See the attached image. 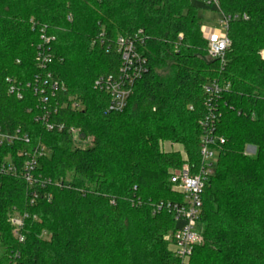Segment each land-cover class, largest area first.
Instances as JSON below:
<instances>
[{"label": "trees", "instance_id": "16d2710c", "mask_svg": "<svg viewBox=\"0 0 264 264\" xmlns=\"http://www.w3.org/2000/svg\"><path fill=\"white\" fill-rule=\"evenodd\" d=\"M194 1L0 0V127L29 137L0 147V161L11 156L19 167L23 152L44 144L37 173L63 182L48 186L51 200L29 206L24 179L0 177V264L16 253L18 264L177 262L165 238L177 228L174 215L155 207L183 199L172 189L170 170L184 162L160 142L183 144L188 162L199 164L203 85L214 78L230 85L218 101L217 133L225 142L203 195L204 240L188 264H264V0H219L225 14L248 16L230 20L224 65L208 55ZM43 26L54 36L47 72L66 87L52 99L58 109L49 119L66 126L61 132L35 119L41 105L28 86L42 73L36 53ZM118 35L134 40L146 71L126 108L112 112L109 95L94 82L119 73ZM70 101L82 108L62 107ZM71 126L92 141L76 145ZM248 143L257 147L255 156L244 153ZM14 207L29 213L22 243L9 222Z\"/></svg>", "mask_w": 264, "mask_h": 264}, {"label": "built area", "instance_id": "2783aa9c", "mask_svg": "<svg viewBox=\"0 0 264 264\" xmlns=\"http://www.w3.org/2000/svg\"><path fill=\"white\" fill-rule=\"evenodd\" d=\"M201 1L219 13L218 23L223 33L209 41L207 52L210 58L218 59L224 65L226 53L231 44V39L228 36L230 20L238 18L247 19L248 16L245 13L225 14L220 8L219 0ZM30 22L32 28L37 26V23L33 19ZM40 33L41 41L37 45L36 64L42 73L35 75L32 85L28 83V86H31L34 93L39 96L41 105V114L35 119L37 121H44L47 130L61 132L66 129V126L62 123L50 122L49 119L58 109V102L57 104H53L52 99L57 92L65 91L66 87L52 75V72H47L48 66L53 60L50 44L54 40V36L47 34L46 26L40 28ZM115 45L121 57L119 73L116 76L102 75L98 77L94 82V88L109 95L108 111L121 112L127 106L128 98L135 81L146 71V65L136 49L134 40L131 38L118 35ZM7 80L10 91L16 92L18 98H22V93L17 87L16 80L14 78H8ZM229 86V84H222L216 78L203 85L205 99L204 115L200 119L199 164L191 165L187 157H185V161L180 167L172 168L170 170L172 189L180 193L183 199L178 202H160L155 207L158 211L166 209L174 215L177 228L172 253L178 259V264H188L191 260L194 247L204 240V226L200 220L203 195L207 183L215 172L219 146L225 142L224 137L217 133L218 101L223 92L229 89ZM66 106H70L73 110L82 108L80 101L63 102L62 107ZM67 129L74 141L77 142L78 139L76 137L79 136L78 138H80L81 136L80 129L74 126ZM18 140L29 142V137L27 134H21L20 129H17L15 132H4L0 127V147L5 144H14ZM47 150L44 144H40L34 152H23L25 159L19 167L11 156H6L0 161V177L2 175H19L27 183L29 206H34L40 198L51 200L52 194L48 192L47 188L52 183L55 186L63 187L61 180L53 182L50 178L42 177L41 174L37 173L38 158L45 155ZM28 217V212L19 213L15 207L9 215L12 235L20 243L25 240L23 230ZM34 218L38 219L36 216ZM18 259L19 254L16 253L5 264H18Z\"/></svg>", "mask_w": 264, "mask_h": 264}, {"label": "rangeland", "instance_id": "374dc122", "mask_svg": "<svg viewBox=\"0 0 264 264\" xmlns=\"http://www.w3.org/2000/svg\"><path fill=\"white\" fill-rule=\"evenodd\" d=\"M200 8L199 10V15L202 17L203 19V24H202V31H203V34L204 33V30H203V27L205 26V28H207L210 36L208 35V37H205L207 38L208 40V43L210 40H212L213 38H216L218 36H220L221 33H223V30L221 29V26L219 25L218 23V20H219V13L215 10H213L212 7H205L203 2L201 1H197L195 0L194 1ZM261 56L262 58H264V49L261 51ZM157 73L160 74V75H164L165 73H167V70L165 67H157ZM79 137V136H78ZM76 137L77 139V142L74 141V143L76 145H78L79 147H85L87 145V143H90V141H92V138L91 137H88L85 139V137H83L82 135L80 136V138ZM170 143V150L172 151H178L180 152L181 156H182V160L183 162L185 161L184 158L187 157V153L185 151V148L183 146V144H180V143H173L171 141H167V140H164V141H161L160 142V147L162 150H166V146L164 147V145L166 143ZM180 148V149H178ZM48 152V151H47ZM244 153L248 156H255L256 153H257V147L253 144H246L245 147H244ZM176 235V230L175 231H172V232H168V234H166L165 238L168 239L169 241V250L172 252V248H173V241H174V237ZM171 264H178L177 262H173Z\"/></svg>", "mask_w": 264, "mask_h": 264}, {"label": "crops", "instance_id": "0c3cea01", "mask_svg": "<svg viewBox=\"0 0 264 264\" xmlns=\"http://www.w3.org/2000/svg\"><path fill=\"white\" fill-rule=\"evenodd\" d=\"M203 30H204V35L206 36V37H208V35L210 36V34H209V32H208V30H207V28H205V26L203 27ZM166 146V150H164V151H172V150H170V143L168 142V143H166L165 145H164V147ZM178 149H180V148H178ZM177 151V150H176ZM179 151V150H178Z\"/></svg>", "mask_w": 264, "mask_h": 264}]
</instances>
